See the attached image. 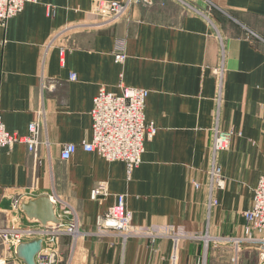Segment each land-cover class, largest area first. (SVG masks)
<instances>
[{
  "label": "crops",
  "instance_id": "obj_1",
  "mask_svg": "<svg viewBox=\"0 0 264 264\" xmlns=\"http://www.w3.org/2000/svg\"><path fill=\"white\" fill-rule=\"evenodd\" d=\"M97 1L125 0H35L0 28V120L24 137L45 113L36 157L21 143L0 152V229L40 227L20 203L48 197L54 210V199L72 207L91 234L73 249L61 237L60 264H234L232 248L214 240L242 237L243 214L264 175V0H187L206 14L135 1L106 25L91 13ZM116 49L123 63L115 62ZM120 83L148 91L144 119L156 128L131 172L80 148L91 140L99 88L118 96ZM214 127L229 141L215 161L223 187L210 195ZM67 143L77 150L62 161ZM98 182L109 195L92 201ZM119 195L142 234L125 243L96 225ZM2 262L24 264L0 242ZM237 264H260L259 251L244 248Z\"/></svg>",
  "mask_w": 264,
  "mask_h": 264
},
{
  "label": "built area",
  "instance_id": "obj_2",
  "mask_svg": "<svg viewBox=\"0 0 264 264\" xmlns=\"http://www.w3.org/2000/svg\"><path fill=\"white\" fill-rule=\"evenodd\" d=\"M35 0H0V28L5 27L7 21L22 12L26 3ZM140 2L145 6H152L159 3L162 6L168 1L178 3L180 0H125L124 2L97 1L91 6V13L103 19L107 23H113L123 17L131 5ZM187 5V4H186ZM188 6V5H187ZM194 12L192 6H188ZM196 12V11H195ZM121 49H116L114 60L116 63H123L125 55ZM218 83V105L221 102L222 91V70L215 72ZM74 79V75L70 76ZM120 95H114L100 87L97 95L93 99V106L90 111L92 120L91 140L83 142L80 148L87 153H95L107 162H122L126 165L128 172L138 168L141 164L144 153V143L150 141L156 128L153 124H147L144 119V105L148 91L140 88L126 87L122 83L118 85ZM45 128L44 111L37 112V119L28 127V135L21 137L17 134L9 133L0 120V152L4 148L11 149L17 143L24 144L29 153L34 157L37 155V148L40 144V131ZM229 136L222 135L217 127L212 130L211 151L213 155L212 166L209 171L210 195L215 188L221 189L223 181L220 169L216 164V156L228 146ZM77 145L67 143L62 145L60 159L67 161L76 152ZM198 188V185H195ZM109 195L106 182H98L90 192V199L102 201ZM55 200L56 214L60 220L58 226H48L46 228H26L20 229L10 226L0 229V242L9 251L15 249L31 240L39 239L42 242L41 250L36 255V264H60L58 243L62 236H69L74 248L78 239L89 235L80 230L76 212L62 201ZM14 210L18 209L17 198L11 199ZM216 202L212 196L209 198L208 207L211 208ZM245 228L240 238H222L214 240L224 243L233 250L232 262L237 264V255L244 248H253L259 251L260 264L264 263V175L260 177L254 190V197L251 206L245 211ZM17 222V218H14ZM97 227L101 229L114 230L121 237L122 241L133 236H138V229L132 225V213L126 207L125 195L117 197V203L108 208L99 217ZM71 249V250H72ZM20 261V260H19ZM1 264H4L3 262ZM65 264H68L65 263Z\"/></svg>",
  "mask_w": 264,
  "mask_h": 264
},
{
  "label": "water",
  "instance_id": "obj_3",
  "mask_svg": "<svg viewBox=\"0 0 264 264\" xmlns=\"http://www.w3.org/2000/svg\"><path fill=\"white\" fill-rule=\"evenodd\" d=\"M20 211L28 219L37 220L42 226H46L48 223H59L55 216L53 205L48 197H38L37 199L20 203ZM40 247L41 241L39 240L23 243L15 249V254L25 264H35L34 257L40 250Z\"/></svg>",
  "mask_w": 264,
  "mask_h": 264
},
{
  "label": "rangeland",
  "instance_id": "obj_4",
  "mask_svg": "<svg viewBox=\"0 0 264 264\" xmlns=\"http://www.w3.org/2000/svg\"><path fill=\"white\" fill-rule=\"evenodd\" d=\"M207 2V9H206V11L209 13L211 10H212V5H211V3L209 2V1H206ZM176 4V3H175ZM192 6L193 8H195L194 10L196 11V12H200L201 14H204L205 13V10H199V9H197L196 7H194L193 6V4H191L190 2H188L187 0H180L178 3H177V5L180 7V8H182L183 9V11H186L187 13H191L190 12V8L187 6ZM147 7H151V6H147ZM206 14V13H205Z\"/></svg>",
  "mask_w": 264,
  "mask_h": 264
},
{
  "label": "bare ground",
  "instance_id": "obj_5",
  "mask_svg": "<svg viewBox=\"0 0 264 264\" xmlns=\"http://www.w3.org/2000/svg\"><path fill=\"white\" fill-rule=\"evenodd\" d=\"M227 147H228V146H227ZM226 149H227V148H226ZM226 149H225V150H226ZM223 151H224V150H223ZM71 157H72V156H71ZM71 157H70V158H71ZM62 161H64V160H62ZM67 161H68V160H67ZM259 179H260V178H259ZM93 187H94V186H93ZM93 187H92V188H93ZM254 190H255V189H254ZM90 192H91V191H90ZM60 201H61V200H60ZM92 201H93V200H92ZM98 201H99V200H98ZM62 202H63V201H62ZM63 203H64V202H63ZM64 204H66V203H64ZM66 205H67V204H66ZM67 206H68V205H67ZM54 207H55L54 213H55L56 218L58 219L57 214H56V206H55V204H54ZM69 207H70V206H69ZM71 208H72V207H71ZM72 209H73V208H72ZM73 210H74V209H73ZM74 211H75V210H74ZM75 212H76V211H75ZM76 214H77V213H76ZM77 217H78V216H77ZM58 221H59L58 224L48 223L46 226H42V225H41L40 228H46V227H48V226H53V225H54V226H58V225L61 223L59 219H58ZM97 221H98V220H97ZM78 222H79V220H78ZM96 225H97V223H96ZM79 226H80V224H79ZM38 228H39V227H38ZM80 230H81V229H80ZM103 230H108V229H103ZM112 231H114V230H112ZM115 232H116V231H115ZM116 233H117V232H116ZM88 234H89V233H88ZM138 234H139L138 236L142 235L141 232H139V231H138ZM90 235H91V234L87 235L86 237H88V236H90ZM117 235H118V233H117ZM118 236H119V235H118ZM62 237H69V236H62ZM133 237H134V236H133ZM69 238H70V237H69ZM83 238H85V237H82V238L78 239V241L81 240V239H83ZM119 238L121 239L120 236H119ZM129 238H130V237H129ZM205 239H206V238H205ZM221 239H222V238H221ZM126 240H127V239H126ZM31 241H32V240H31ZM31 241H29V242H31ZM78 241H77V242H78ZM121 241H122V239H121ZM70 242H71V238H70ZM122 242H123V241H122ZM125 242H126V241H125ZM125 242H123V243H125ZM38 252H39V251H38ZM37 254H38V253H37ZM37 254H36V255H37ZM35 258H36V256H35ZM34 263L36 264V261H35ZM24 264H25V263H24ZM263 264H264V263H263Z\"/></svg>",
  "mask_w": 264,
  "mask_h": 264
}]
</instances>
